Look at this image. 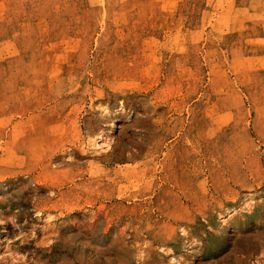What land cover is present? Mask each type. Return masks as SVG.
Wrapping results in <instances>:
<instances>
[{"label": "rangeland", "instance_id": "1", "mask_svg": "<svg viewBox=\"0 0 264 264\" xmlns=\"http://www.w3.org/2000/svg\"><path fill=\"white\" fill-rule=\"evenodd\" d=\"M0 264H264V0H0Z\"/></svg>", "mask_w": 264, "mask_h": 264}, {"label": "bare ground", "instance_id": "2", "mask_svg": "<svg viewBox=\"0 0 264 264\" xmlns=\"http://www.w3.org/2000/svg\"><path fill=\"white\" fill-rule=\"evenodd\" d=\"M123 88V87H122ZM103 92V91H102ZM99 109V108H98ZM135 169V168H134ZM156 173V172H155ZM34 180V179H33ZM154 181V180H153ZM69 183V182H68ZM161 184V183H160ZM68 203V202H67ZM159 210V209H158ZM179 214V213H178ZM163 215V217H164V219H166L168 222L169 221H171V220H177V219H182V218H184V217H182V216H178V215H173L172 213H169V214H162ZM91 222V221H90ZM163 222V221H162ZM124 228V227H123ZM121 229V228H120ZM119 229V230H120ZM172 230V229H171ZM122 231V230H121ZM121 231H120V233H121ZM41 242V241H40ZM43 242V241H42ZM45 242V241H44ZM161 249V248H160ZM163 251H165V250H163ZM164 254V253H163ZM176 261V260H175Z\"/></svg>", "mask_w": 264, "mask_h": 264}]
</instances>
